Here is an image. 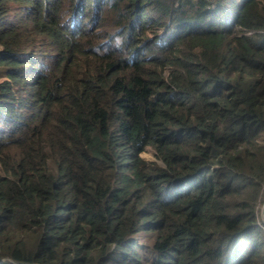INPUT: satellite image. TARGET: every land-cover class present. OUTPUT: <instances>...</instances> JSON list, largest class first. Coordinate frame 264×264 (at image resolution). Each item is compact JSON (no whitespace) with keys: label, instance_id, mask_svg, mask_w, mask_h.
I'll return each instance as SVG.
<instances>
[{"label":"trees","instance_id":"trees-1","mask_svg":"<svg viewBox=\"0 0 264 264\" xmlns=\"http://www.w3.org/2000/svg\"><path fill=\"white\" fill-rule=\"evenodd\" d=\"M0 66V264H264V0H0Z\"/></svg>","mask_w":264,"mask_h":264},{"label":"rangeland","instance_id":"rangeland-1","mask_svg":"<svg viewBox=\"0 0 264 264\" xmlns=\"http://www.w3.org/2000/svg\"><path fill=\"white\" fill-rule=\"evenodd\" d=\"M87 22V20L85 21ZM5 70L0 66V80L4 77V72ZM20 92H22V89H18L17 90V100H22V96L20 95ZM143 155L146 156L147 158H151V159H154V155H153V151L152 149L149 147L147 148L144 152H143ZM263 203H264V199H260V202H259V207L257 209L258 211V217L259 219H263L264 220V213L262 212V206H263ZM242 243H243V248L245 249L246 252H249L250 249H251V241L249 240L248 237L244 238L242 240Z\"/></svg>","mask_w":264,"mask_h":264},{"label":"water","instance_id":"water-1","mask_svg":"<svg viewBox=\"0 0 264 264\" xmlns=\"http://www.w3.org/2000/svg\"><path fill=\"white\" fill-rule=\"evenodd\" d=\"M262 212L264 213V203H263V206H262Z\"/></svg>","mask_w":264,"mask_h":264}]
</instances>
